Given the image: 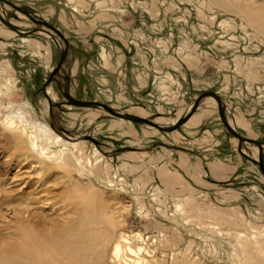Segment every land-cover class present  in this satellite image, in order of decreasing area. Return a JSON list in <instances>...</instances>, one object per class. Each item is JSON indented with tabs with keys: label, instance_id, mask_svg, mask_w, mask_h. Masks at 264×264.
Returning a JSON list of instances; mask_svg holds the SVG:
<instances>
[{
	"label": "rangeland",
	"instance_id": "374dc122",
	"mask_svg": "<svg viewBox=\"0 0 264 264\" xmlns=\"http://www.w3.org/2000/svg\"><path fill=\"white\" fill-rule=\"evenodd\" d=\"M5 1L66 36L72 98L172 126L215 93L232 129L264 150L263 28L212 0ZM0 15L28 33L0 21L1 234L15 232L22 211L50 228L81 202L119 223L126 259L264 264V176L251 145L223 127L216 100L170 133L102 110L51 107L42 90L59 46L14 9L0 4Z\"/></svg>",
	"mask_w": 264,
	"mask_h": 264
},
{
	"label": "bare ground",
	"instance_id": "6f19581e",
	"mask_svg": "<svg viewBox=\"0 0 264 264\" xmlns=\"http://www.w3.org/2000/svg\"><path fill=\"white\" fill-rule=\"evenodd\" d=\"M212 1L214 5H218V7L225 9L224 11L240 15L248 23L256 25L257 28L261 27L264 29V6L253 7L248 5L234 4V0ZM46 32L47 33L45 34L59 46L60 52H62L65 48L64 42L56 34L55 35L58 39L51 34L52 32ZM10 33L12 34V32ZM19 33L24 34L23 31H19ZM67 59L68 50L67 58L62 65V69L59 71L58 75H54L52 80L44 87L45 95L50 100L51 104L54 105L53 107L60 105L59 107L64 106L71 108V106L66 105L67 101L64 98V103L57 101V93L51 85L54 83L58 84V79H63V73L67 75ZM60 91L62 90H59V92ZM69 96L71 97L70 89ZM216 102L212 97L204 98L200 102L196 111L187 121H192V116L198 110H201L203 106L207 107L203 114L206 116V114L209 113L208 108H216ZM79 109L88 110V112L92 109L101 110L99 108ZM223 112L227 124L232 129L234 122H230L226 116V111ZM130 113L131 115L139 118H146L145 114H143L142 111L138 109L133 110ZM151 122L157 124L162 129L171 127L160 120ZM143 125L149 129L155 130L156 132L159 131L146 124ZM234 141L237 142L235 138ZM250 145L251 144H249V146ZM252 146L253 145H251L250 148L253 151V157L255 160H257L259 150L257 147ZM262 154L264 156L263 147ZM73 206V214H75L73 219L62 224L55 223L50 228H45L38 220L34 221V219L37 217L34 212L27 210L22 211L19 217L16 219V226H14L15 232L11 234H1L3 230L2 232L0 231V264H143V261L139 257L135 259H126V256L123 255L120 238L121 242L123 243L128 241L127 239L120 237V230H118L119 223L115 222L114 219H110L108 216L105 217V214L102 212L97 213L93 211L92 208L81 202H78ZM104 221L106 222L105 227L99 228V225L103 224ZM109 245H111L110 250ZM125 251H127L129 254H133L134 256H138L140 253V249H138L136 253V251L132 250L131 247H127Z\"/></svg>",
	"mask_w": 264,
	"mask_h": 264
},
{
	"label": "water",
	"instance_id": "95a60500",
	"mask_svg": "<svg viewBox=\"0 0 264 264\" xmlns=\"http://www.w3.org/2000/svg\"><path fill=\"white\" fill-rule=\"evenodd\" d=\"M0 4H4L7 5L9 7H11L12 9H14L15 11L19 12L22 15H25L30 21L34 22L35 24L46 28L48 31L52 32L53 34H56L63 42L65 45V48L62 52H60V57H59V62L55 68V70L51 73V75L49 76L45 86L52 80L54 75H58L59 71L62 69V65L64 64V62L66 61L67 58V50H68V42L64 39L63 35L55 28H53L52 26L46 24L45 22L35 19L33 18L29 13L24 12L23 10H21L20 8H18L17 6H15L14 4L5 1V0H0ZM0 21L2 22V24H4L6 27H8L9 29L13 30L15 33L20 34L19 30L12 26L11 24H9L4 18H2V16L0 15ZM44 33H47L44 30H41ZM28 33H24L21 35H27ZM63 80L65 82V86L63 88L61 92L62 97L67 101L66 105L71 106V107H75V108H99L101 110H103L104 112L108 113L109 115L115 117V118H120V119H124L127 121H131L137 124H146L154 129H157L159 131L162 132H166V133H170L173 132L175 130H177L178 128H180L184 123L187 122V120L191 117V115L196 111V109L198 108L200 102L206 98V97H212L217 101V111H218V115L220 118V121L223 125V127L225 128V130L233 137L235 138L238 142L240 143H246V144H251L255 147L258 148L259 153H258V162L257 165L261 171V173L264 176V164H263V154H262V146L259 142L252 140V139H248V138H243L240 135H238V133H236L234 130H232L229 125L226 122L225 116H224V112H223V108H222V100L215 94V93H206L201 95L200 97L197 98V100L194 102V104L192 105V109L190 111V113L183 118L182 120H179L176 124H174L173 126L166 128V129H162L161 127H159L157 124L143 119V118H139L130 114H118L117 112H115L112 108H110L107 105L101 104V103H97V102H89V101H81V100H77V99H73L69 96V78L66 74L63 73ZM44 86V87H45ZM61 90V89H59ZM45 98L47 99L49 106H54L51 104L50 100L47 98V96L45 95V90L43 88L42 90ZM58 106V105H56Z\"/></svg>",
	"mask_w": 264,
	"mask_h": 264
},
{
	"label": "crops",
	"instance_id": "0c3cea01",
	"mask_svg": "<svg viewBox=\"0 0 264 264\" xmlns=\"http://www.w3.org/2000/svg\"><path fill=\"white\" fill-rule=\"evenodd\" d=\"M3 31V30H2ZM7 31H9V30H7ZM4 33H5V31H3ZM60 32V31H59ZM8 33H10V32H8ZM64 37H65V40L67 41V38H66V36L62 33V32H60ZM11 34V33H10ZM13 34V33H12ZM68 42V41H67ZM68 58H69V49H68ZM68 60V59H67ZM68 62V61H67ZM67 76H68V78H69V89H70V75L67 73ZM70 92H71V90H70ZM245 138H248V137H245ZM248 139H252V138H248ZM256 139V138H255ZM253 140V139H252ZM257 140V139H256ZM202 157L204 158L205 156L204 155H202ZM220 174H221V172H220Z\"/></svg>",
	"mask_w": 264,
	"mask_h": 264
}]
</instances>
